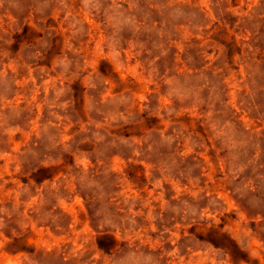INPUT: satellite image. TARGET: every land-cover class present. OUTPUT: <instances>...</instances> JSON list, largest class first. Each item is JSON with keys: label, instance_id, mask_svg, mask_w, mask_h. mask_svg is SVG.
<instances>
[{"label": "rangeland", "instance_id": "374dc122", "mask_svg": "<svg viewBox=\"0 0 264 264\" xmlns=\"http://www.w3.org/2000/svg\"><path fill=\"white\" fill-rule=\"evenodd\" d=\"M13 2L16 4L15 8L0 10V35L15 37L23 21L27 25L25 31L31 28L37 37L30 43L37 49L46 48L49 37L33 18V14L30 11L25 12V0ZM72 2L75 6L79 0ZM124 6L127 7L126 4ZM244 7L245 0H230V16L225 20L218 19L214 25H210L203 38L190 30H182L180 39L172 41V58L178 73L192 72L190 61L199 58L203 61V70L209 71L213 76L219 74L218 83L212 88V92L215 93L219 105L226 110L230 109L232 120L246 136L235 131L229 133L221 125L223 142L228 149L227 155L222 154L217 143L206 135L207 128L203 123L204 117L214 116L211 109L216 105L209 104L207 110H202L193 104L191 108L182 109L178 113L180 116L187 113V117L179 121L180 124L189 129L194 137L203 140L202 148L196 147V139L191 141V148L187 141L177 144L179 156L186 158L184 163L177 161V165L184 169V176L190 179L180 178L179 182L174 177L161 180L159 173H153L145 160L133 159L131 155L127 159L112 155L107 158V166L115 177V195L105 201L102 194L92 205L76 194L79 189L75 184H68L59 190L45 187L66 174V169H59L62 160L46 165L55 169L51 180L33 184L29 173L23 171V165L17 164L11 158V153L17 148L22 152L25 142L34 140L35 137L25 133L18 134L11 140L5 138L0 142V152L9 155L0 159V207L9 212L5 219L11 221V231L4 233L6 240L0 247V264H34L37 254L44 255L43 264H89V251L96 248L98 241L102 242L104 235L93 227L90 214L93 207L95 215L105 222H112L115 214L126 227L149 231L147 239L141 243L154 247L163 241L170 257L167 264H211L213 255L208 252L210 245L201 242L189 243L176 249V257H171V245L190 231L207 232L220 225L223 226V231L230 233L231 239L226 240L228 248L219 249L218 252L227 251L230 259L235 253L238 259L233 264H264V215H249L241 209L239 201L224 190L223 173L226 166L243 184L251 185V190H255L256 181L252 174L247 173V169L251 168L253 173L257 169H264V25H258L254 30L241 23L239 10ZM84 19V35L77 31L79 25L71 28L63 14L51 25L49 31L54 30L60 52L65 49H79L83 56L92 57L83 61L85 66L95 69L103 59L96 57L95 53L105 40L106 34L98 20L91 17ZM123 55L127 61L124 70L117 66L115 71L120 82L128 85L123 92L136 97L134 111L143 113L146 100L154 97L159 89V85L151 78V72L157 70L152 67L151 50L147 49L145 40L129 39ZM71 59L72 54L69 52L68 60ZM64 62L65 57L57 55L50 63L37 64L34 69L27 70L33 77L32 81L26 75L18 77L21 96L27 92L34 104L32 111L26 110L23 115L31 119L39 116L44 123L51 121L52 125H59L58 128L51 127L49 135L63 133L66 136H78L83 134L81 129L84 124L77 123L71 115L66 120H57L61 113L56 108H50V105L63 99L61 97L58 100L57 93L61 86V68L58 65ZM75 80L74 75L72 82ZM108 82L111 87L105 94L112 95V89L117 85L110 78ZM88 83L90 82L87 79L79 81L80 86L85 89ZM161 99L168 103L163 97ZM82 102L92 110L97 124L106 123V117L109 116L115 119L116 108L97 105L96 97H89L87 91ZM124 103V99L117 101L116 106L120 111L123 110ZM155 103L157 101H152L149 107ZM168 123L162 120L160 126L167 128ZM118 130L112 128L110 132L115 136ZM130 140L138 144L141 137L132 136ZM248 145L251 146L248 150L249 159L244 162L241 149ZM169 165L171 161L165 167ZM153 175L157 177L154 181L151 179ZM197 182L202 194L219 192L224 196L227 204L225 211L229 214L226 222L217 219L215 224L202 223L193 229L191 224L176 220V214L169 212L166 205L174 202L173 194H179L182 190L188 193L191 191V184ZM242 232L247 233L248 237H242ZM169 233L176 240L170 239ZM114 236L117 241L121 238L118 232ZM197 252L200 255H196ZM205 252L208 253L207 256L204 255ZM99 254L98 250L94 253L96 257Z\"/></svg>", "mask_w": 264, "mask_h": 264}, {"label": "clouds", "instance_id": "9594fccd", "mask_svg": "<svg viewBox=\"0 0 264 264\" xmlns=\"http://www.w3.org/2000/svg\"><path fill=\"white\" fill-rule=\"evenodd\" d=\"M15 7L13 0H0V10ZM29 11L48 35V46L37 49L30 43L37 37L31 28L25 31L27 25L23 21L15 37L0 35V142L5 138L11 140L18 134L27 133L35 137L34 140L25 142L22 152L17 148L11 153V158L17 164L23 165V171L29 173L33 184L51 180L55 169L46 165L62 160L59 169H66V174L45 187L59 190L68 184H75L79 189L76 194L90 205L102 194L105 201L110 200L115 195L113 187L115 177L107 166V158L112 155H120L125 159L131 155L133 159L145 160L153 173H159L161 180L174 177L179 182L180 178L190 179L184 176V169L177 165V161L184 163L186 159L179 156L177 144L187 141L188 147L191 148L193 147L191 141L196 139L198 141L196 147L202 148L203 140L194 137L189 129L180 124L179 121L186 118L187 113L185 112L183 116L178 113L182 109L191 108L193 104L202 110H207L209 104L216 105L211 109L214 116L204 117L203 123L207 128L206 135L217 143L222 154L227 155L228 149L223 142L221 125L229 133L235 131L246 136L232 120L230 109L226 110L219 105L215 93L212 92V88L218 83L219 74L213 76L209 71L203 70V61L199 58L190 61L192 72L178 73L172 58L174 52L172 41L180 39L182 30H190L202 38L205 37L210 25H214L218 19L225 20L230 16V0H79L75 6L72 0H25V12ZM61 14L71 28L80 26L77 31L81 35H84V17H91L100 22L106 38L96 50V57L103 59L95 69L85 66L83 61L92 57L83 56L79 49L59 51L60 46L56 43L55 32L49 29ZM239 19L241 23L254 30L258 25H264V0H245V7L239 10ZM129 39L146 41L147 49L152 53L150 57L153 59L152 67L157 69L151 72V78L159 85V89L154 97L146 100L143 113L134 111L136 97L123 92L128 85L120 82L115 71L117 66L124 70L127 61L123 52ZM153 44L156 46L153 47ZM69 52L72 54L71 60H68ZM57 55H63L66 61L58 65L61 68L59 73L61 86L57 99L60 100L61 97L63 99L50 105V108H56L61 113L57 120H66L71 115L77 123L84 124L81 129L82 135L66 136L63 133L49 135V129L58 128L59 125H52L51 121L44 123L39 116L31 119L23 115L26 110L32 111L34 104L27 92L21 96L18 77L26 75L28 80L32 81L33 77L27 70L34 69L37 64L50 63ZM74 75L76 80L72 82ZM109 78L117 85L112 89V95L105 94L111 87ZM84 79L90 82L86 89L79 84V81ZM85 91L89 97H96L97 105L115 107V119L109 116L106 117V123L97 124L93 119L92 110L82 102ZM161 97L168 103H164ZM121 99L125 100L122 111L116 106L117 101ZM152 101L157 103L149 107ZM162 120L169 122L167 128L160 126ZM112 128L119 129L115 136L110 132ZM132 136L141 137V142L137 144L131 141ZM250 147L248 145L241 149V158L244 162L249 159ZM8 155L0 152V159ZM168 161H171V165L165 167ZM247 173L252 174L256 181L255 190H251V185L243 184L227 166L223 173L224 190L230 192L232 197L239 201L241 209L247 211L249 215H264V169H257L253 173L249 168ZM156 178V175H153L151 179L154 181ZM173 195L174 202H170L166 207L170 213L176 214V220L191 224L193 229L202 223L215 224L217 219L226 222L229 215L225 211L227 204L219 192L202 194L197 182L191 184L190 192L185 193L182 190L181 193ZM181 212L183 215H180ZM0 213L3 214L0 215L2 247L6 240L4 233L11 231V221L5 219L9 216L7 209L0 207ZM90 214L93 227L104 235L102 242L98 241L96 248L89 251V264H167L170 257L163 241L154 247L141 243L147 239L149 231L138 230V227H126L115 214L112 222H105L95 215L94 207ZM222 227L220 225L207 232L190 231L188 235L171 245L173 249L171 257L178 255L176 249L181 246L201 242L211 246L208 249L213 255L211 264H233V261L238 259L235 253L230 259L227 251H217L227 249L226 240L231 239L230 233L223 231ZM117 232L121 237L119 241L114 236ZM241 236L247 238L248 234L242 232ZM169 238L176 240L171 233ZM236 247L239 249V245ZM97 250L100 253L99 257L94 255ZM207 254L204 253L205 256ZM196 255L200 253L197 252ZM43 261L42 254L34 257V264H43Z\"/></svg>", "mask_w": 264, "mask_h": 264}]
</instances>
